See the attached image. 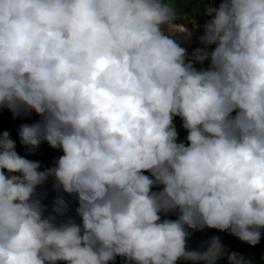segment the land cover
<instances>
[{
	"label": "clouds",
	"instance_id": "clouds-1",
	"mask_svg": "<svg viewBox=\"0 0 264 264\" xmlns=\"http://www.w3.org/2000/svg\"><path fill=\"white\" fill-rule=\"evenodd\" d=\"M219 1L203 35L170 0H0V110L62 152L41 170L0 133V264H248L187 249L264 234V0ZM49 179L79 223L46 214Z\"/></svg>",
	"mask_w": 264,
	"mask_h": 264
},
{
	"label": "trees",
	"instance_id": "trees-1",
	"mask_svg": "<svg viewBox=\"0 0 264 264\" xmlns=\"http://www.w3.org/2000/svg\"><path fill=\"white\" fill-rule=\"evenodd\" d=\"M211 7V6H210ZM40 119L39 116L33 112L30 116L21 114L16 118L7 108L0 110V133L8 131L11 139L16 142V151L21 156L29 160L39 161L41 164V170L45 168L53 167L55 161L58 159L62 152L51 148L46 142L40 144L34 152H29L28 149L20 143L19 139V127L21 124H33ZM53 181L49 179L46 184L38 189L43 195V203L47 206L46 214H54L58 219L72 218L77 223L80 222V218L75 213V208L78 206L75 198L63 194L64 199L59 201V194L52 188ZM158 190V189H154ZM69 199V201H67ZM167 218L175 219L174 214H170ZM191 231V235L187 239V249L203 252L206 250L208 243L213 237H219L220 242L227 250V252H236L240 256H243L248 264H264V234L261 236L260 242L256 246H250L249 244L242 242L228 232H220L215 229H203L200 231ZM264 231V230H262ZM115 264H124L123 259L117 258ZM178 264H186V262L180 261ZM217 264H228L225 258L220 259Z\"/></svg>",
	"mask_w": 264,
	"mask_h": 264
},
{
	"label": "rangeland",
	"instance_id": "rangeland-1",
	"mask_svg": "<svg viewBox=\"0 0 264 264\" xmlns=\"http://www.w3.org/2000/svg\"><path fill=\"white\" fill-rule=\"evenodd\" d=\"M182 2V3H181ZM219 0H170L171 6L174 8L176 12H183L187 15V17L192 18L201 29H203L202 34L204 35V25L210 17L205 15L206 10L208 9L209 5L211 7H216L219 4ZM201 3V6H200ZM215 46L210 45L207 46V50L211 51ZM197 48H205V45L202 43L200 46H196L193 51ZM191 51L190 54L193 52ZM189 54V55H190ZM209 61H205L204 65L197 64V68L207 67ZM182 123L179 117L174 118V124L176 130L178 126Z\"/></svg>",
	"mask_w": 264,
	"mask_h": 264
}]
</instances>
